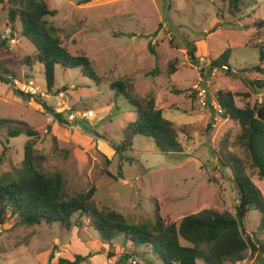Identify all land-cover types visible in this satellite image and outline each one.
<instances>
[{
	"label": "rangeland",
	"instance_id": "obj_1",
	"mask_svg": "<svg viewBox=\"0 0 264 264\" xmlns=\"http://www.w3.org/2000/svg\"><path fill=\"white\" fill-rule=\"evenodd\" d=\"M47 1L58 11L53 21L63 26L60 35L70 53L87 56L101 81L84 76L81 68L58 66L55 86L48 90L44 66L37 63L29 70L23 62L36 49L8 21L12 0H0V42L8 39L0 44V63L17 79L12 86L0 83V117L25 121L40 131L37 147L47 155L46 169L62 172L70 194L95 185L99 206L118 210L136 223L152 218L157 208L166 223H179L207 208L235 212L239 200L233 175L214 152L220 154L222 142H228L230 153L244 157L236 145L241 128L222 115L217 93H233L242 108L264 102V89L255 85L264 80V72L249 70L264 66L259 52L264 0H250L237 15L221 0H93L85 5ZM191 43L197 47L196 61L188 51ZM227 50L235 77L214 64ZM174 61L178 71L170 74L168 66ZM30 78L39 88L35 97L57 112L93 110L95 117L83 121L86 126L81 121L49 122L43 105L14 91L19 81ZM119 78L131 81L142 96L155 97L157 107L180 131L182 152L162 153L152 138L138 135L124 159L116 153L113 144L122 141L124 129L137 118L128 100L111 88ZM199 82L212 95L207 107L194 89ZM16 126L24 128L10 124ZM8 129L0 128V175L22 167L29 139L22 134L7 142ZM247 173L264 196V178L253 169ZM74 220L77 226L71 229L60 223L24 226L16 217L0 224V264H49L60 257L74 259L75 254H91L83 264H117L126 252L123 241H104L87 215L77 213ZM259 224L260 213L251 210L244 221L247 232L252 234ZM255 262L249 255L237 264Z\"/></svg>",
	"mask_w": 264,
	"mask_h": 264
},
{
	"label": "trees",
	"instance_id": "obj_2",
	"mask_svg": "<svg viewBox=\"0 0 264 264\" xmlns=\"http://www.w3.org/2000/svg\"><path fill=\"white\" fill-rule=\"evenodd\" d=\"M73 1L78 5H85L93 0ZM221 1L229 13L237 15L250 0ZM12 2L8 21L14 30L18 28L21 37L28 39L36 49L34 55L25 57L23 62L29 70L37 63L44 66L48 90L51 91L55 86L58 66L68 69L81 68L84 76L100 83L101 79L92 61L85 55L70 53L60 35L64 31L63 26L53 21L58 11L52 9L47 0ZM18 22L20 26L16 27ZM262 25L264 21L259 23V26ZM9 37L13 39L14 34L8 35ZM7 41L8 39L3 37L0 44L6 45ZM188 47L191 59L196 61L197 47L194 43ZM151 50L153 51L152 47ZM259 52L260 62L264 63V42L260 44ZM229 54L228 50L225 51L214 64L226 67L227 74L235 77L228 65ZM7 68L0 63V83L12 86L17 80L16 75L11 74ZM249 70L264 72V66L258 64ZM177 71V61L170 63L168 72L175 74ZM255 85L264 89V80H258ZM111 88L116 91L117 96L123 95L137 112L136 120L124 129L122 141L113 144L122 159L126 151L133 149L134 138L138 135L152 138L162 153L177 154L183 151L179 129L172 120L164 116L163 110L157 107L155 97L142 96L134 89L132 82L124 78L114 80ZM14 91L26 100L35 98L56 121L68 123V115L72 110L67 113L57 112L45 101L26 94L19 88ZM217 99L222 115L237 121L241 128L236 145L244 150V157L230 153L228 142H222L220 154L214 152L221 166L230 170L233 175L239 200L235 212L207 208L185 216L179 223H166L160 208H157L152 218L138 223L132 222L118 210L99 206L95 198V185L90 189L70 194L62 172L51 171L44 166L47 155L37 147L40 131L25 121L0 117V128H9L7 142L10 138L22 134L29 137L24 148L22 167L0 175V224L16 217L24 226L60 223L66 229H71L77 226L74 216L79 213L92 218L94 227L104 241H123L126 252L117 264H142V261L144 264H237L246 260L249 255L256 257L255 264H264V196L247 173L248 169H253L261 179L264 178V102L238 107L234 94L224 91L217 93ZM11 123H17L24 128H11ZM85 124L83 122V125ZM86 132L93 134L90 130ZM47 133H52L51 126H48ZM55 140L53 137L54 142ZM108 173L111 174L109 171ZM251 210L260 213L259 228L252 234L247 232L244 225ZM140 249L144 250L140 252ZM149 254L155 259L149 258ZM90 257L91 254H75L74 259L60 257L57 262L49 264H83ZM136 258V263L130 261Z\"/></svg>",
	"mask_w": 264,
	"mask_h": 264
},
{
	"label": "built area",
	"instance_id": "obj_3",
	"mask_svg": "<svg viewBox=\"0 0 264 264\" xmlns=\"http://www.w3.org/2000/svg\"><path fill=\"white\" fill-rule=\"evenodd\" d=\"M8 33H9L8 35H11L10 29H8ZM12 40L14 41L15 38H13ZM18 83H19V86H18L19 89L23 91L24 93L32 95V96H35L36 94H38L39 88L37 87L33 78H30L28 80L19 81ZM194 89L197 92V97H198L200 104L203 107H207L212 98V95L207 85L204 82H199L194 86ZM94 117H95V112L93 110H75V111H71L68 115V119L70 122H76V121L82 122L85 120H90ZM47 120L51 122L55 120V118L52 114H47Z\"/></svg>",
	"mask_w": 264,
	"mask_h": 264
}]
</instances>
